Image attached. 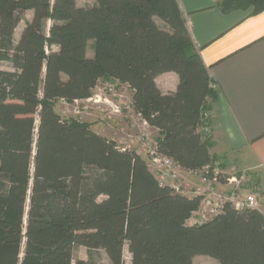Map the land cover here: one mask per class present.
I'll return each mask as SVG.
<instances>
[{
  "label": "trees",
  "instance_id": "1",
  "mask_svg": "<svg viewBox=\"0 0 264 264\" xmlns=\"http://www.w3.org/2000/svg\"><path fill=\"white\" fill-rule=\"evenodd\" d=\"M216 6L256 14L264 0ZM29 10L35 16L14 43L10 32ZM0 61L13 69H0V264H192L196 255L264 264L260 211L226 203L189 224L201 196L159 185L140 154L55 110L58 100L86 99L98 81L116 80L158 130L159 152L185 170L211 164L199 127L216 92L177 0H0ZM165 72L178 75L173 92L155 82ZM76 246L107 260L73 263Z\"/></svg>",
  "mask_w": 264,
  "mask_h": 264
},
{
  "label": "crops",
  "instance_id": "2",
  "mask_svg": "<svg viewBox=\"0 0 264 264\" xmlns=\"http://www.w3.org/2000/svg\"><path fill=\"white\" fill-rule=\"evenodd\" d=\"M177 1L216 92L208 131L200 128L213 144L210 153L249 167L259 165L264 173V11L252 14L249 7L222 12L216 6L220 0ZM87 55H93L92 49ZM0 64L13 70L6 61ZM178 81L174 72L155 78L163 93L175 91ZM151 130L159 136L156 128Z\"/></svg>",
  "mask_w": 264,
  "mask_h": 264
},
{
  "label": "built area",
  "instance_id": "3",
  "mask_svg": "<svg viewBox=\"0 0 264 264\" xmlns=\"http://www.w3.org/2000/svg\"><path fill=\"white\" fill-rule=\"evenodd\" d=\"M103 81L104 86H98L97 83L90 97L75 99L72 103L78 105L80 103L89 104L92 102L93 104H100L104 102L110 105V110L113 113H120V104L111 100L116 97L115 88L109 81ZM61 101L69 103L63 99ZM84 106L87 108L86 105ZM131 109L133 110L132 128L134 129L132 131H134V134L129 137H133L134 141L143 148L147 166L156 177L159 185L167 186L175 193L182 195L190 197L201 196L198 209L188 219L190 224H200L220 213L226 203H229L236 210L257 209L264 215V203L260 201L258 192H240L238 184L228 192L221 190V187L226 184L238 183L239 181L236 177L229 176L217 166H212L211 164L205 165L198 170H185L172 158L159 152L156 140L152 139L149 131L152 126L139 112L134 110L132 104ZM74 111L75 113H80L79 108ZM200 128L208 131L209 112L207 111L203 113L199 131H201ZM115 147L119 150H133L138 154L140 153L139 150H134V147L127 140L116 141Z\"/></svg>",
  "mask_w": 264,
  "mask_h": 264
},
{
  "label": "rangeland",
  "instance_id": "4",
  "mask_svg": "<svg viewBox=\"0 0 264 264\" xmlns=\"http://www.w3.org/2000/svg\"><path fill=\"white\" fill-rule=\"evenodd\" d=\"M94 3V0H76V4L78 6H90ZM35 16V12L33 10L26 11L22 14V19L15 24L10 32V38L16 42L19 39L20 33L25 25L26 20H31ZM159 25H162L161 21H157ZM50 22L47 23V28ZM92 43L89 41L87 46L88 53H91ZM93 51V49H92ZM3 64H0V69ZM110 84L115 88V99H111L115 102H118L121 106L120 113H113L110 110V105L107 103L93 104L92 102L89 104L80 103L75 105L74 103H65L61 100L55 102V110L60 114L62 118H76L81 120L82 122L89 123L91 128H94L101 133H103L105 137L108 139L119 141V140H127L134 150H139L140 153H143L144 150L141 146H139L133 139L132 136L134 128H132V115L133 110L131 109V93L130 88L125 84L117 82L115 80H107ZM103 80L98 81V86H104ZM96 90V88H95ZM111 95V94H110ZM113 96V95H111ZM110 98V97H109ZM86 105L87 108L84 106ZM79 108L80 113H75V109ZM121 120L124 123H121ZM117 121V122H116ZM117 123H121L123 126L118 125ZM115 124V125H113ZM120 128L117 130L116 128ZM128 127V128H127ZM114 128V129H113ZM113 129V131H112ZM152 139L156 140L157 133L155 131L149 130ZM213 144L210 142V149H212ZM138 152V151H137ZM213 154V153H212ZM220 155V154H219ZM226 156H218L213 154V161L211 162L212 166H217L224 173L229 176L236 177L238 179V183L226 184L221 187L223 192H228L237 184L240 192H249L256 191L259 193L260 201L264 203V173L261 171L260 166L249 167L243 165L238 159H228ZM89 255H92L95 259L106 261L107 256L103 250H88L84 246H76L73 250V263L76 259L88 260ZM123 259L125 263H129L131 256L128 252L127 245L123 248ZM192 264H219V262L207 255H196L192 259Z\"/></svg>",
  "mask_w": 264,
  "mask_h": 264
}]
</instances>
